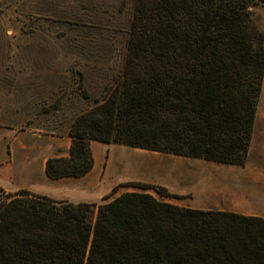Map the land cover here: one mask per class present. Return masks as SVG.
<instances>
[{"label": "trees", "instance_id": "16d2710c", "mask_svg": "<svg viewBox=\"0 0 264 264\" xmlns=\"http://www.w3.org/2000/svg\"><path fill=\"white\" fill-rule=\"evenodd\" d=\"M259 4L9 0L11 14L0 9V112L33 100L46 117L66 116L69 152L47 158L51 180L86 175L90 142L244 166L264 80V33L251 18ZM92 207L7 194L0 264H264L262 218L145 192L99 205L94 219Z\"/></svg>", "mask_w": 264, "mask_h": 264}, {"label": "rangeland", "instance_id": "374dc122", "mask_svg": "<svg viewBox=\"0 0 264 264\" xmlns=\"http://www.w3.org/2000/svg\"><path fill=\"white\" fill-rule=\"evenodd\" d=\"M6 3L9 0H0V9L10 15L4 8ZM251 18L253 25L264 33V4L251 8ZM11 33L7 31V34ZM2 92L0 102L4 98ZM3 107L6 109L0 112V200L19 190L39 196H43L40 192L44 191L59 196L58 201L92 204V219L99 205L126 192H145L158 200L203 210L234 209L233 166L124 145L90 142L93 166L84 180L72 184L66 180L59 185L47 182L42 166L44 158L67 153L66 116L46 117L40 114V106L37 107L33 100L29 103L20 101L15 107L11 103L3 104ZM262 120L264 80L255 118V121ZM10 153L13 156L11 163L6 160ZM6 173L11 175L8 180L3 179ZM136 185L149 188L142 190ZM155 187L163 188L171 196L158 195ZM248 204L244 205L247 207Z\"/></svg>", "mask_w": 264, "mask_h": 264}, {"label": "crops", "instance_id": "0c3cea01", "mask_svg": "<svg viewBox=\"0 0 264 264\" xmlns=\"http://www.w3.org/2000/svg\"><path fill=\"white\" fill-rule=\"evenodd\" d=\"M69 145L70 138L69 144L67 146V153L60 156H68ZM12 157L13 156L10 153L6 157V160L11 163ZM50 157H58V155H52ZM47 158L49 157H46L43 160V168L45 167V162ZM233 168H235L233 171L234 187L232 191L234 209L220 211L233 212L244 216L258 217L264 219V120L254 122L252 138L250 141L247 159L244 166H233ZM88 174L79 178L67 177L57 180H51L47 177L45 178L47 179V182H51L55 185H59V183L66 182V180H70L67 182H70L72 184L74 182H78L79 180H84L88 176ZM10 177V173H6L3 179L5 178L8 180L10 179ZM237 186H240V189ZM40 194L55 200L59 197L51 196L50 194L44 191L40 192ZM161 201L168 202L165 200ZM78 202L84 201H75V203ZM246 202H249L247 207L244 205ZM172 204L185 208L199 209L197 207L189 205H179L175 203Z\"/></svg>", "mask_w": 264, "mask_h": 264}]
</instances>
